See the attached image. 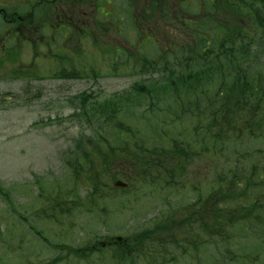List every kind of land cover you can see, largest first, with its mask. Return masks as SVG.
<instances>
[{"label":"rangeland","instance_id":"1","mask_svg":"<svg viewBox=\"0 0 264 264\" xmlns=\"http://www.w3.org/2000/svg\"><path fill=\"white\" fill-rule=\"evenodd\" d=\"M124 4L125 8L117 2L119 14L113 10L112 16L102 17L110 19V24L106 23L90 38L80 40L74 33L61 44L56 52L58 57L31 66L32 79L14 78L18 75L11 70L0 72V185L11 194L14 204L12 208L0 195V264H264V187L250 189L251 194L245 193L248 196L245 199L244 183L238 189L243 207L250 209L257 202L260 210H252V219L229 229L228 237L210 239L203 233L199 235L194 224L185 228L177 226L178 233H173L188 248L186 252L179 246L167 251L160 247L157 253L123 256L118 247H105L104 251H95L92 247L110 238L130 237L163 221L178 208H190L199 196L205 198L211 193L209 185L222 175L220 170L196 161L186 181L152 187L137 182L127 193L119 190L112 193L113 183L106 176L105 189L111 193L110 198L92 209L88 203H73L87 202L91 189L85 182L77 185L74 179L76 156L73 152L78 141L91 138L108 146H117L122 141V146L130 147L131 137L121 131L120 125H129L146 138L151 130L146 123L154 122L146 110L149 103L143 101L134 113L121 111L110 125L100 120L92 124L79 115L80 96L86 93L93 96L91 102L99 104L116 99L130 92L136 82L161 77L158 72L143 74L142 70H148L144 60L156 61L160 71L163 59L173 63V57L182 55L180 51L167 52L171 46L169 40H182L180 33L168 29L169 24L157 23L152 28L160 30V43L155 47L151 37L143 39L137 32L134 16ZM168 5L172 10L179 8L191 15V19L200 12L192 0H185L183 4L169 0ZM263 5L258 0L256 7L260 10ZM257 9L252 13L256 14ZM205 10L209 11V2ZM251 26L260 30L253 19ZM260 32L255 48L264 73V30ZM184 40L193 41L192 38ZM191 120L193 124L196 122L194 118ZM182 129L177 133L166 130L170 134L164 133L162 145L167 150L185 144L178 133L192 129L189 126ZM254 146L248 141L237 143L236 148L242 155L240 162L234 160L236 170L240 171L244 161L241 157L247 148L252 154L246 165L251 167L259 161L264 165V153H256ZM260 147L264 149V144ZM230 150L224 151L225 156L230 155ZM195 173L204 174L207 182L204 186ZM68 191L73 195H66ZM64 205L69 210L67 214L58 210ZM52 212L56 220L51 217ZM176 218L182 220L184 216L177 214Z\"/></svg>","mask_w":264,"mask_h":264},{"label":"trees","instance_id":"2","mask_svg":"<svg viewBox=\"0 0 264 264\" xmlns=\"http://www.w3.org/2000/svg\"><path fill=\"white\" fill-rule=\"evenodd\" d=\"M200 2H209V11L207 16L192 22L189 28L196 45L177 49L182 55L173 57V63L168 62V58L163 59L160 71L156 61L144 60L148 70L144 69L142 73L158 72L160 78L136 82L130 92L102 104L91 102L93 96L86 93L80 96L79 115L92 124L94 120H100L110 125L121 111L134 113L143 101L149 103L146 110L154 122L146 123L151 129L146 138L135 133L129 125H120L121 131L131 137L130 147L122 146V141L117 146L103 145L91 138L78 141L73 152L76 156L74 179L77 185L85 182L91 189L87 202L76 200L74 204L88 203L91 209L97 203L102 204L103 199L111 194L105 189V177L115 179L111 172L120 162L135 171L141 186H170L186 181L196 161L222 173L214 184L209 185L211 193L208 196H199L190 208H178L163 221L132 235L131 242L119 248L123 256L143 255V252L151 251L157 253L160 247L167 251L179 246L186 252L188 248L183 241L173 234L177 232V226L185 228L196 224L199 235L203 233L210 239L228 237L229 229L252 219V210H260L257 202L250 209L244 208L238 189L244 183L243 194L247 199L245 193H250V189L264 187V180L259 182L264 178V165L260 161L251 167L246 165L252 154L248 148L241 157L244 161L240 171L236 170L234 160L240 162L239 156L242 155L236 148L238 142L248 141L255 145L256 153H264L260 147L264 144V73L260 70L255 48L261 37L260 30H264V5L259 10L256 7L258 0ZM195 3L199 4V1L192 0V4ZM155 8V13L161 11L162 16L168 18L170 7L164 6V1L156 4ZM255 8L256 14H253ZM252 19L260 30L251 26ZM29 77L32 79L34 76ZM135 103L137 106L133 107ZM191 118L196 119L194 124ZM187 126L192 131L178 133L184 145H175L171 150L162 145L164 133L181 132ZM227 148L231 149L229 156L224 154ZM220 162L222 165H217ZM195 176L199 177L202 186L207 183L204 174L200 173V177L195 173ZM70 193L73 195L72 191L66 195ZM0 195L14 207L11 194L1 185ZM58 210L64 212L65 205ZM177 214L184 219H177ZM50 215L56 219L53 212ZM37 234L41 236L39 232ZM42 239L48 242L46 238Z\"/></svg>","mask_w":264,"mask_h":264},{"label":"flooded vegetation","instance_id":"3","mask_svg":"<svg viewBox=\"0 0 264 264\" xmlns=\"http://www.w3.org/2000/svg\"><path fill=\"white\" fill-rule=\"evenodd\" d=\"M115 1L0 0V68L6 70L12 65L29 70L39 60L58 57L57 50L72 34L77 33L80 40L87 39L106 23L110 24L108 18L102 17L112 16L113 10L117 14ZM119 1L127 6L129 2H136L135 13L145 29L144 35L148 34L147 29L154 30L155 22L146 21V18L155 13V5L162 0ZM182 18L184 22L193 20L187 15Z\"/></svg>","mask_w":264,"mask_h":264},{"label":"water","instance_id":"4","mask_svg":"<svg viewBox=\"0 0 264 264\" xmlns=\"http://www.w3.org/2000/svg\"><path fill=\"white\" fill-rule=\"evenodd\" d=\"M116 187H121V188H125L127 187L126 183H123L122 181H119L115 184Z\"/></svg>","mask_w":264,"mask_h":264}]
</instances>
